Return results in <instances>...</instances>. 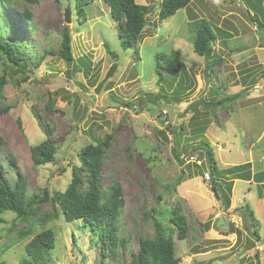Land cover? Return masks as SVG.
Returning a JSON list of instances; mask_svg holds the SVG:
<instances>
[{
  "label": "rangeland",
  "instance_id": "374dc122",
  "mask_svg": "<svg viewBox=\"0 0 264 264\" xmlns=\"http://www.w3.org/2000/svg\"><path fill=\"white\" fill-rule=\"evenodd\" d=\"M8 1L6 14L11 10L16 14L17 33L13 37L34 56L28 61L32 69L29 80H23L21 73H9L0 91V135L7 142L1 154L2 172L15 178L6 156L12 153L16 167L28 180L30 195L39 197L26 220L11 211L4 213L0 261L20 264L26 256V243L41 230L52 228L56 243L46 264H102L101 245L90 228L82 225V218L67 222L53 197L66 190L74 167L81 165L80 148L112 133L102 184L117 180L123 185L126 206L119 226L120 239L125 237L127 242L125 249L118 246L114 259L105 258V264H132L131 253L138 250L139 234H154L152 217L172 228L170 219L178 212L185 213L190 225L187 239L179 240L176 232L173 234L178 264H218V259L226 262L230 256L235 257L225 264H260L261 257L264 264V181L237 179L228 210L218 197L221 190H217L218 195L213 191L214 187L221 189L220 176L226 181L235 178L226 175L233 166L250 162L253 173L264 172L263 0H192L162 21L159 0H136L156 5L147 15L138 52L123 45L118 24L103 0L85 7L87 20L77 15L72 0ZM69 5L70 23L65 20ZM24 9L32 12L31 31L22 23ZM200 19L208 20L217 33L215 55L222 57L213 67L208 86L204 79L208 64L194 51L196 34L191 31ZM66 25L71 30L75 57L70 77L67 61L56 54ZM176 50L180 53L171 61L178 75L185 76L184 85H189L182 94L174 91L179 88L176 83L171 88L166 82L160 84L156 73L157 57ZM88 58L89 73L79 69ZM38 59L42 60L36 66L33 60ZM2 62L0 57V74L5 73ZM162 62L170 78L173 66ZM113 66L112 76L96 92ZM218 90L221 95L237 93V99L216 110L206 106L221 97ZM149 93L167 94L171 101L162 99L155 105ZM178 96L180 102L172 100ZM194 101H200L196 107L191 106ZM197 120L203 122L205 130L200 131ZM50 129L54 134H48ZM47 139L58 147L56 161L36 166L30 147ZM205 139L212 143L219 167V172L213 173L216 183L204 177L205 172H211L205 153L193 149ZM177 144L184 162L174 154ZM222 212L231 219L229 224H217ZM43 216L45 222L41 221ZM28 229L32 233L20 238V232ZM234 243L230 250H214ZM241 245L252 251L248 256L241 254L240 261L237 251ZM260 245L263 251L257 249ZM210 250L215 253L209 261L208 256L193 257Z\"/></svg>",
  "mask_w": 264,
  "mask_h": 264
},
{
  "label": "trees",
  "instance_id": "16d2710c",
  "mask_svg": "<svg viewBox=\"0 0 264 264\" xmlns=\"http://www.w3.org/2000/svg\"><path fill=\"white\" fill-rule=\"evenodd\" d=\"M29 1L36 2L37 0ZM95 1L97 0H72V6L73 9H76V13L79 17H82L83 20H87L85 7ZM103 1L109 6L112 18L118 24V31L123 45L130 48L134 47L138 52L137 44L141 40L143 31L147 26V15L156 5H142L137 3L136 0ZM191 1L192 0H159L160 21L174 15L179 9L186 7ZM249 1L250 3L252 2L251 0ZM262 5L260 12L264 15V0ZM8 6V0H0V57L3 61L2 65L5 70L4 74H0L1 92L4 89L5 84L8 82L6 75L9 73H21L23 74V80H29L30 77L28 73L31 72L32 69L28 66V61L34 56L33 51H28V48L24 47L23 42L16 41L13 37L17 33L15 27L16 14L13 10L6 14V9L9 8ZM2 9L3 11L1 13ZM20 16L22 18V23L25 26H28L29 31H31L32 12L28 9H24ZM191 31L196 34L193 42L194 51L205 57L207 64L211 68L209 71V78L211 80L213 67L222 61V57L215 55L214 43L217 38V33L210 22L206 19H200L194 24V26H191ZM223 33L226 34V32ZM8 34L11 36L8 37ZM227 41L228 39L224 38V42L227 43ZM108 51L113 57L117 58V54L111 49ZM179 53L180 51L176 50L172 51L169 56L160 55L157 57L156 73L160 84L166 82L169 88H171L173 84L176 83L179 88L174 91L178 94H182L185 89H189V85H184L183 82L185 76L181 74L178 75L174 67L175 63L171 61V57L174 56V54L177 55ZM56 54L64 58L66 61L70 60L71 63H73L75 59L72 45V34L67 25L61 32V42ZM41 60L42 59H38L37 61L33 60V63L38 66L40 65ZM162 61L169 62L173 66L170 78L164 70L165 64ZM82 68H85L87 73L90 72L91 62L89 58L88 60L83 59L81 67L79 66L80 70H82ZM178 77L180 81H177ZM220 85H222V83ZM218 94L221 95L220 90H218ZM149 96L153 97L151 99L155 105H160V100L162 99L171 101V99L168 98V95L164 93H149ZM237 96V93H224V95H221V97L216 101H213V103L205 104L216 110L221 106H225L228 103L235 101ZM172 100L180 102L181 97L178 96ZM199 102L200 101H194L191 106L196 107ZM190 111L192 112L191 109H189V112ZM20 123L21 122L19 121V124ZM196 124L200 126V131L205 130V127L202 125L203 122L197 120ZM181 128L184 129L183 124L181 125ZM48 134H54V129H50ZM113 137V134L109 133L104 138H95V140L83 145L78 151L81 165L74 167L71 182L66 190L56 192L53 197V199L59 203L67 222L82 218V225L90 228V231L96 240L95 242L101 245L100 253L102 256V264H105V258L107 257L114 259L118 246L122 245L125 249L127 242L125 237L120 239L119 226L120 218L126 206L123 185L117 180H113L110 185L102 184L103 163L109 153ZM6 145V140L0 135V225L6 222L3 215L7 211L16 213L17 218L23 220L28 219L31 205L35 199L39 197L38 195H30L28 180L16 167L17 160L12 153H8L6 156L11 163L8 164L9 168H12L16 174L15 178L11 179L2 172L4 167L1 154ZM193 149L205 153V157L207 156L206 158L211 170L210 180H213L214 183H216L218 178L216 176L213 177V173L219 172V167L212 148V143L205 139L200 144L193 147ZM173 150L176 158L181 162H184V160L180 158L181 152L178 144L173 146ZM30 151L34 164L39 166L55 162L58 147L55 143L47 139L39 144L32 145ZM229 170L230 172L228 171L229 173L226 174L227 176L233 175L235 178L248 180L250 182L252 179L257 182L264 181V172L260 171L253 174L250 168V162L233 166ZM219 180H221V189L218 187L216 189L218 191L221 190V194L219 193L218 197L224 207L228 208L231 204L234 178L226 181L220 176ZM46 199H48V196L45 197V200ZM147 217H150V214H147ZM152 219L155 227L154 234L152 236H143L139 234L138 250L131 253L132 264H174L177 256L173 234L176 232L179 240L188 238L190 232L188 218L183 212L176 213L170 219L171 224L173 225L172 228H168L164 223L154 217H152ZM41 221L45 222L46 218L43 216ZM31 233V229H28L21 231L19 236L22 238ZM254 233H257L256 230ZM96 235L98 236V239L96 238ZM55 243L56 234L52 228L41 230L26 243V256L21 258L20 264H46L49 261V252L55 247ZM0 264L7 263L5 261H0Z\"/></svg>",
  "mask_w": 264,
  "mask_h": 264
},
{
  "label": "crops",
  "instance_id": "0c3cea01",
  "mask_svg": "<svg viewBox=\"0 0 264 264\" xmlns=\"http://www.w3.org/2000/svg\"><path fill=\"white\" fill-rule=\"evenodd\" d=\"M253 172V171H252ZM254 174V173H253ZM237 179H239V178H234V183H235V181L237 180ZM251 182L252 183H257V181H255L254 179H252L251 180ZM258 183H263V182H258ZM233 188H234V186H233ZM232 197V196H231ZM226 210H228V208H226ZM224 212H227V211H224ZM219 215H220V218L221 217H223L224 218V223H227V224H229V222L231 221V219H229V217H224L225 215H224V213L222 212V213H219ZM232 222H235V220H232ZM226 224V225H227ZM237 226H239V224L237 225ZM231 232H232V230H231ZM219 234H221V233H219ZM221 235H226V236H228V235H231V233H228V234H221ZM234 245H235V243L234 244H232V245H230V246H227V247H219V248H216V249H214L215 251H217V252H219V251H227V250H230L231 248H233L234 247ZM261 246V245H260ZM260 246H258V250H259V247ZM251 249H247L246 247H245V245H241L239 248H238V253H237V257H238V259H239V257L241 256V254H247V256L248 255H250V253H251ZM263 251V250H262ZM203 252V251H202ZM211 253H215L213 250H210V251H206V252H204V253H195V254H193V257H195V256H203V257H205V256H208V261L211 259V258H213L214 256H212V254ZM210 254H211V256H210ZM216 255V254H215ZM235 255V254H234ZM231 257H235V256H230L229 258H227L228 260H225L226 262L227 261H229L230 259H231ZM237 260V259H236ZM240 260V259H239ZM263 257H261V260H260V264H263ZM218 262V264H225L226 262H224V260L223 259H218L217 260ZM238 261V260H237ZM241 261V260H240ZM211 264V263H210ZM243 264H245V263H243Z\"/></svg>",
  "mask_w": 264,
  "mask_h": 264
},
{
  "label": "water",
  "instance_id": "95a60500",
  "mask_svg": "<svg viewBox=\"0 0 264 264\" xmlns=\"http://www.w3.org/2000/svg\"><path fill=\"white\" fill-rule=\"evenodd\" d=\"M71 14H72V9H71V6L69 5V6L67 7L66 11H65V20H66V22H68V23H70V22L72 21ZM70 65H71L70 60H67V67H68L67 75H68V77H70V73H71V71H70V69H69V68H70ZM114 70H115V66H113V67L110 69V71L107 73L106 77H105V78H104V79H103V80L97 85V87L95 88V91H96V92H99V91L101 90L102 86H103L104 83L107 81V79H109V78L112 76ZM208 70H209V65L206 67V69H205V74H204V79H205V82H206V86H208V84H209V72H208ZM213 191H214V193H216V195H218V192H217L216 187L213 188ZM223 223H224V218L221 217V218L219 219V221H218L217 224H218V225H221V224H223ZM178 262H179V259H177V260L174 262V264H178Z\"/></svg>",
  "mask_w": 264,
  "mask_h": 264
},
{
  "label": "built area",
  "instance_id": "2783aa9c",
  "mask_svg": "<svg viewBox=\"0 0 264 264\" xmlns=\"http://www.w3.org/2000/svg\"><path fill=\"white\" fill-rule=\"evenodd\" d=\"M196 162L199 163V164H201V163H202V160L198 159V160H196ZM204 177H205L206 179L210 180V179H211L210 172H208V171L205 172V173H204ZM259 250H263V246H260V247H259Z\"/></svg>",
  "mask_w": 264,
  "mask_h": 264
}]
</instances>
